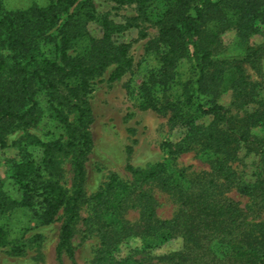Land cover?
<instances>
[{
  "label": "trees",
  "instance_id": "obj_1",
  "mask_svg": "<svg viewBox=\"0 0 264 264\" xmlns=\"http://www.w3.org/2000/svg\"><path fill=\"white\" fill-rule=\"evenodd\" d=\"M113 1L136 4L137 17L147 18L153 0ZM95 21L101 36L90 32L89 24ZM258 22L264 23V0H167L156 20L159 34L146 47L157 54L159 65L139 87V107L168 114L171 128L185 127L180 141H164L162 147L173 160L198 148L213 177L184 186L170 169L171 158L142 169L128 164L131 181L113 173L88 199L87 161L94 148L89 95L94 80L108 67L113 66L109 82L130 70L131 45L117 41L115 35L133 25L110 14L98 17L95 0H49L45 6L19 9H7L0 0V147L7 146L10 133L23 132L13 142L19 157L11 160V178L21 196L12 197L0 188V213L29 208L41 224H50L63 211L56 246L60 261L66 254L75 262L76 226L82 205L91 200V214L83 220L97 232L100 247L90 264H153L115 255L132 236L141 239L146 251L181 237L182 249L164 256L169 257L168 264H264V221H249L236 201L221 196L225 188L237 185L257 209L264 208V137L251 133L264 122V100L256 98L257 83L250 81L245 69L249 63L261 70L264 43L250 44L260 31ZM229 30L236 31L242 55L225 54L222 35ZM82 40L86 45L72 53ZM184 59L191 63L193 75L174 95L178 66ZM230 90L238 97L237 104L253 102L258 107L243 117L232 115L220 102ZM46 112L64 131L49 141L28 131L41 124ZM207 115L213 116L212 121L199 123ZM243 146L257 156L252 183L238 181L232 167ZM61 152L70 156L71 190L49 169L56 167L55 155ZM153 182L177 194L180 209L174 217L156 215V200L145 188ZM129 208H139V222L125 218ZM6 242V230L0 225V247Z\"/></svg>",
  "mask_w": 264,
  "mask_h": 264
},
{
  "label": "rangeland",
  "instance_id": "obj_2",
  "mask_svg": "<svg viewBox=\"0 0 264 264\" xmlns=\"http://www.w3.org/2000/svg\"><path fill=\"white\" fill-rule=\"evenodd\" d=\"M7 9L27 8L32 4L45 6L49 0H3ZM167 0H153L148 7L147 18L137 17L136 4L118 5L113 0H95L98 17L110 14L119 22L129 20L133 26L115 35L117 41L130 43V55L133 65L130 70L115 82H109L108 77L113 66L97 77L89 95L94 120L91 131L94 139V148L87 161V180L85 189L88 199L98 191L110 177L117 173L125 180H132L127 169L131 164L135 168H147L159 161L171 158L168 150L162 147L164 141L178 142L186 134L185 127H170L168 114H159L152 109L139 107V87L148 73L159 65L157 54L146 49L147 43L158 36L159 27L156 23L159 15L165 10ZM260 31L250 38L251 45L264 43V23L258 22ZM89 29L92 35L101 36L102 30L99 21L91 22ZM226 55H242V46L237 42L236 31L229 30L222 35ZM86 45L80 41L72 53L79 51ZM246 72L250 81L257 83L256 98L264 100V58L261 70L258 71L249 63H245ZM193 75L191 63L184 59L178 66L177 83L172 90L174 95L181 92V84ZM236 96L230 90L224 93L220 102L231 109V114L243 117L246 112L258 107L257 103L249 102L241 106L236 102ZM213 116L207 115L199 119V123L208 124ZM43 141L56 139L63 134V128L47 112L41 124L28 130ZM255 136L264 137V122L261 126L251 130ZM22 131L16 130L7 137L6 147H0V188L15 198L21 196V191L11 178V160L19 157V150L14 146ZM129 147L131 150L129 151ZM37 154V152H36ZM56 167H50L52 177L71 190L73 173L70 167V156L61 152L55 155ZM257 156L253 151L241 147L238 158L232 163L236 178L240 182L252 183L255 181ZM170 169L174 177L188 186L191 180L210 179L213 177L207 161L202 157L198 148L178 154L176 160L171 158ZM185 169L184 175L180 170ZM237 185L224 189L222 198L233 199L238 203L243 216L253 223L264 221V208L257 209L252 200L241 193ZM156 200V215L161 219L174 217L180 209V200L174 192L161 188L156 183L145 186ZM92 201L82 205L81 220L76 226L73 244L75 247V262L66 254L62 261L57 258L56 246L59 240L63 211L59 219L50 224H41L33 209L16 208L0 213V225L6 230V244L0 247V264H90L100 247L97 232L85 225L84 218L91 214ZM125 218L136 223L140 221L139 208H129ZM183 247L181 237L170 239L160 247L144 250L143 243L138 237H129L116 249L115 255L119 259L131 258V261L143 260L146 263L168 264L169 257L176 254Z\"/></svg>",
  "mask_w": 264,
  "mask_h": 264
}]
</instances>
